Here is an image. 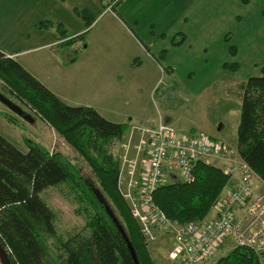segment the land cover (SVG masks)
<instances>
[{
    "label": "rangeland",
    "instance_id": "obj_1",
    "mask_svg": "<svg viewBox=\"0 0 264 264\" xmlns=\"http://www.w3.org/2000/svg\"><path fill=\"white\" fill-rule=\"evenodd\" d=\"M76 1L77 5L89 6L96 16L95 22L93 18L86 20L91 26L88 30H92L89 34L91 43L82 36L78 38L80 42L74 49L61 48L63 56L68 60L78 58L86 48L91 59L90 68L92 65L96 72L113 78L109 87L123 75L122 72H127L125 86H113L105 102L130 114L133 119L128 121V124L149 125L163 120L180 132L212 136L238 154L237 131L243 100L240 86L249 78L260 75L253 62L259 66L264 64V50L253 47L254 38L264 35V23H260L255 15L260 7H264V0H250L249 3L244 0H190L189 7L177 3L174 15L165 18L141 8L137 28L135 23L125 19L130 28L137 30L136 39L139 43L136 45L132 44L125 29L112 18L111 13H103L101 8L95 9L100 0ZM118 1L120 0L103 2L113 7ZM127 1L126 8L131 10L130 0ZM185 11H188L187 15L184 14ZM45 12L41 16L44 19L33 18L29 23L17 20L9 26L10 32L5 36L0 32V44L12 52L34 47L35 42H38L33 38L35 24L41 20L57 19L54 9H46ZM5 28L4 24H0L2 31ZM31 36L33 41L29 42ZM138 44L149 50L152 58L144 50L141 53ZM102 47L113 51L112 60L107 53L100 51ZM50 51L43 50L34 55L39 59L42 56L45 62L42 66H48V70L52 72L51 67L54 65L48 64L51 62ZM233 51L236 53L233 54ZM128 60H135L137 64H141L139 62L142 60L144 65L140 70L127 71ZM18 61L21 62V59L18 58ZM225 64H237L239 68L226 69ZM92 82V77L89 81L82 80L79 88H91ZM0 91L35 119L34 123H28L0 102L1 135L25 153L28 152L26 140L45 147L51 153H62L77 162L83 174L94 177L89 164L36 110L11 95L3 82H0ZM4 114L16 119L21 126L9 123ZM128 137L129 130L111 149L119 161L122 145L128 142ZM256 183L260 190L264 188L258 177ZM41 198L56 213L55 227L59 238L66 241L77 234H85L86 214L74 200V195L69 193L66 185L47 189L41 194ZM47 245L49 261L64 255L62 246L55 237H48ZM146 246L154 264H177L168 257L172 247L171 237L161 234L155 243ZM230 247L231 243L228 242L214 259L206 264H216L231 252Z\"/></svg>",
    "mask_w": 264,
    "mask_h": 264
},
{
    "label": "trees",
    "instance_id": "obj_2",
    "mask_svg": "<svg viewBox=\"0 0 264 264\" xmlns=\"http://www.w3.org/2000/svg\"><path fill=\"white\" fill-rule=\"evenodd\" d=\"M76 13L87 20L84 11ZM55 27L65 34L61 25L49 21L40 22L36 29ZM225 68L237 70L239 66L225 64ZM0 81L11 95L40 114L89 164L97 179L83 174L80 165L62 153H51L29 140L25 153L0 134V244L11 250V263L135 264L122 234L98 201L95 188L121 221L140 264H154L139 225L118 191L120 161L111 149L128 131L129 124L109 121L92 107L64 103L1 51ZM240 88L243 100L237 131L238 154L264 182V67L260 75L249 78ZM4 117L16 124L13 117ZM194 176L193 183L176 181L155 192L154 202L169 220L180 224L204 220L230 181L221 169L206 164H198ZM60 185L68 187L87 218L85 234L66 241L57 236L56 213L41 198L44 191ZM48 237H55L64 251L52 261L48 260ZM216 264L261 263L252 251L238 248Z\"/></svg>",
    "mask_w": 264,
    "mask_h": 264
},
{
    "label": "built area",
    "instance_id": "obj_3",
    "mask_svg": "<svg viewBox=\"0 0 264 264\" xmlns=\"http://www.w3.org/2000/svg\"><path fill=\"white\" fill-rule=\"evenodd\" d=\"M128 130L118 191L146 244L155 243L163 234L172 240L168 254L172 262L206 264L230 242L231 251L250 250L264 264V188L260 190L258 176L239 154L212 136L180 132L163 120L132 124ZM198 164L221 169L230 178L229 184L204 220L173 222L155 204L154 194L176 181L193 183ZM5 251L11 254L10 249Z\"/></svg>",
    "mask_w": 264,
    "mask_h": 264
},
{
    "label": "crops",
    "instance_id": "obj_4",
    "mask_svg": "<svg viewBox=\"0 0 264 264\" xmlns=\"http://www.w3.org/2000/svg\"><path fill=\"white\" fill-rule=\"evenodd\" d=\"M76 1V0H74ZM72 0H0V24L5 25V29L0 32L5 36L6 33L10 32V25L18 22L29 23L32 22V19H44L41 16L42 13H46V9H54V12H57V19L55 20H45L53 23L54 25H61L63 32L58 31L55 28L51 29H42L37 30L35 24L34 31V40L36 45L26 50L20 52H12L8 48H5L0 44V51L6 55L8 58L16 60L28 73H30L35 79H37L41 84L48 88L52 93H54L58 98H60L64 103L70 106H84L94 108L102 117L112 121L114 123L128 124V121H132L133 117L130 114L120 111L118 107L109 105L105 102V98L113 86H125L127 83V72H122V76L113 81V85L109 87L112 77L105 75L100 72L95 71V67L91 65V59L88 56V51L84 49V52L77 58L72 60L65 59L62 53L61 48H71L74 49L75 46L79 44L78 38L85 36L87 40L91 43V37H89L92 30L91 26L86 24V20L77 15L76 11H84L87 13L85 15L86 19H91L95 22L96 16L94 11L89 8V6L77 5L76 2ZM104 0H100V4L95 9H103V13H111L112 18L123 28L125 29L128 38L132 41L133 45L137 44V24H139L140 15L138 14L141 8L147 9L148 12H153L155 14H160L163 18L170 17L174 15L175 7L177 3L184 7H189L190 0H130L129 4L132 6L131 10L126 8L127 0H120L118 3L111 7L109 4H104ZM124 1V2H123ZM246 3H249L250 0H244ZM123 2V3H122ZM102 3V5H101ZM141 3H143L141 5ZM125 4V5H124ZM111 7V10L108 9ZM36 12V13H35ZM188 11H185L184 14L187 15ZM34 15V16H33ZM256 17L260 23H264V7H260L256 11ZM92 16V17H91ZM261 16V17H259ZM41 17V18H39ZM18 18V19H17ZM128 19L129 22L135 23L136 28H130L125 19ZM51 19V18H50ZM37 21V20H36ZM44 22V20H41ZM82 24V25H81ZM88 31V32H87ZM256 32V31H255ZM259 35V34H258ZM260 37L254 38L255 48H261V51L264 50V35H259ZM29 42H32V36L28 39ZM139 43V42H138ZM56 46V48H55ZM141 53L146 52L150 58L152 56L148 53L149 50L141 47ZM144 48V49H143ZM51 50L52 55L50 56L51 62L54 65L51 67L50 72L47 68H44L42 65H45L44 59H39L37 55H34L36 52L43 50ZM88 49V48H87ZM61 50V51H60ZM103 53H107L110 60L113 58V51L108 50L104 47L100 50ZM165 51V50H164ZM162 51V53L164 52ZM49 52V51H48ZM264 52V51H263ZM48 54V53H47ZM117 54V53H115ZM239 54V52H238ZM18 58L21 59V62L18 61ZM156 62V61H155ZM137 64L135 60H128L129 68L127 71L140 70L143 67V62ZM137 64V65H136ZM256 71H261L264 67V64L259 66L257 63H252ZM51 65V66H52ZM138 66V67H136ZM170 68V67H169ZM173 71V70H172ZM119 75L121 72L118 73ZM93 78L91 83V88L87 87L86 90L79 88L81 81H89ZM109 87L106 91L105 88ZM79 88V89H77ZM16 120V119H15ZM9 122V121H8ZM129 122V123H130ZM10 123V122H9ZM12 124V123H11ZM17 124V125H16ZM15 126H21V124L16 120ZM130 125V124H129ZM5 135V134H4ZM9 137V136H8ZM8 140V139H7ZM12 143V142H11ZM13 144V143H12ZM220 166L224 163L221 162Z\"/></svg>",
    "mask_w": 264,
    "mask_h": 264
},
{
    "label": "water",
    "instance_id": "obj_5",
    "mask_svg": "<svg viewBox=\"0 0 264 264\" xmlns=\"http://www.w3.org/2000/svg\"><path fill=\"white\" fill-rule=\"evenodd\" d=\"M0 102L4 104L11 112H13L15 115L20 117L21 119L27 121L28 123H34L35 119L32 114L28 113L25 111L22 107L17 105L15 102H13L10 98L5 96L1 91H0ZM98 201L105 207L107 215L110 217L118 231L122 234L125 242L127 243V246L130 250L131 256L135 262V264H140L137 254L135 252L134 246L130 242L125 229L121 223V221L118 219L116 216L114 210L112 209L111 205L107 201V199L103 196V194L97 190L93 189ZM0 263L1 264H12L10 258L8 257L4 247L0 244Z\"/></svg>",
    "mask_w": 264,
    "mask_h": 264
}]
</instances>
